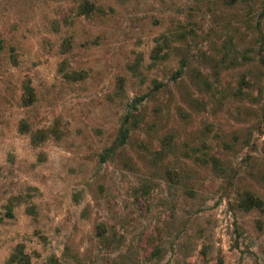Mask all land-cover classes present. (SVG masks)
I'll list each match as a JSON object with an SVG mask.
<instances>
[{"label":"rangeland","instance_id":"374dc122","mask_svg":"<svg viewBox=\"0 0 264 264\" xmlns=\"http://www.w3.org/2000/svg\"><path fill=\"white\" fill-rule=\"evenodd\" d=\"M227 1L0 0V264H264V0Z\"/></svg>","mask_w":264,"mask_h":264},{"label":"trees","instance_id":"16d2710c","mask_svg":"<svg viewBox=\"0 0 264 264\" xmlns=\"http://www.w3.org/2000/svg\"><path fill=\"white\" fill-rule=\"evenodd\" d=\"M229 4H231V3H233L234 2V0H228L227 1ZM84 8H85V6H83ZM125 132H121L120 133V136H119V140H120V144H122L123 143V141H124V138H125Z\"/></svg>","mask_w":264,"mask_h":264}]
</instances>
